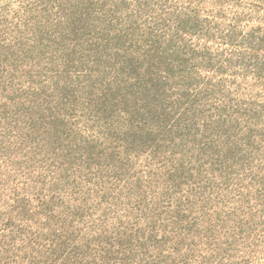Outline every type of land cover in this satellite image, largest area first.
I'll return each mask as SVG.
<instances>
[{"label": "rangeland", "instance_id": "374dc122", "mask_svg": "<svg viewBox=\"0 0 264 264\" xmlns=\"http://www.w3.org/2000/svg\"><path fill=\"white\" fill-rule=\"evenodd\" d=\"M0 264H264V0H0Z\"/></svg>", "mask_w": 264, "mask_h": 264}]
</instances>
